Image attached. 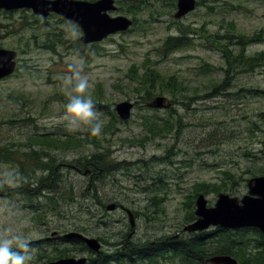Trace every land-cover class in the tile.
<instances>
[{
	"label": "rangeland",
	"instance_id": "rangeland-1",
	"mask_svg": "<svg viewBox=\"0 0 264 264\" xmlns=\"http://www.w3.org/2000/svg\"><path fill=\"white\" fill-rule=\"evenodd\" d=\"M164 1L148 4L127 31L84 46L78 42L82 35L80 28L58 15L41 21V27L44 23L53 27L66 44H48L46 39H41L42 31H39V48L29 47V37L36 32L25 28L26 24L21 31L1 37L6 32L2 24L7 21L0 17V46L17 50L18 37H26V46L18 50L17 70L0 79V120L3 121L0 145L20 141L35 133L58 134L64 138L62 140L71 135L84 139L78 147L49 149L50 154L58 156L57 163L61 164L62 186L74 190L77 202H63L58 213L50 210L47 215L37 217L30 208L32 202L36 203V197L28 201L16 191L11 190L8 196L0 193V226L27 220L31 225L27 230L31 242L39 241L38 247L31 245L32 264L58 259L55 258L58 254H53L57 248L89 257V252L76 251L80 244L63 242L57 237L71 230L106 238L102 249L107 254L116 248L112 242L121 243L126 239L143 244L140 249L146 245L145 241L165 248L172 236L189 237L203 232L184 230L197 218L194 213L196 218L189 219L191 199L194 200V212L196 197L203 193H196L198 183L221 185L220 192L210 189L209 193H204L209 206H213L221 192L241 198L248 192L249 179L262 175H253V171L264 168V66L254 70L238 67L228 83L214 91L210 81H222L228 66L221 52L207 44L201 28L224 34L228 28L226 22L232 20L240 32L251 35L261 31L262 40L248 44L245 51L262 52L264 0H200V6L181 18L175 17L177 7L168 10ZM117 5L120 4L117 2ZM150 9H162L165 13L151 14ZM118 14L133 19L131 14L120 9L111 12L113 16ZM28 20L29 17L26 23ZM181 33L191 38L190 45L166 51L163 45L168 37ZM80 49L84 50L81 52ZM234 49L240 50L235 46ZM73 60L85 63L90 93L98 116L104 122L102 135L98 137L88 131L69 133L60 119L67 103L60 77L70 74L68 64ZM205 62L215 69L203 73L201 66ZM148 68L156 69L166 79L175 76L178 84L186 86L188 95L183 100L189 105L172 101V94L165 89L146 101L147 93L139 76ZM224 88L226 90H222ZM249 89L263 92L254 93ZM157 96L165 97L164 107L154 106ZM124 100L135 102L131 118L125 121L116 111V105ZM158 117L168 119L173 128L154 135L144 123ZM34 148L38 150L39 147ZM100 151L106 153L110 162H121L111 172H103L93 183L97 185L96 193L101 203L93 199V195L84 197L91 182L90 175L83 173V167L81 171L72 167L76 164L74 160ZM17 174L13 163H3L0 184L16 189L19 186ZM37 187V182L30 184V193ZM109 203H120L131 209L135 213L136 226L131 228L123 208L109 211L106 208ZM80 204L90 205L96 217L81 210ZM97 218L101 220L95 221ZM54 231H57L56 235H53ZM137 254H133L134 259L125 258L110 264H177L167 259L157 263L141 260ZM103 262L99 258L96 264Z\"/></svg>",
	"mask_w": 264,
	"mask_h": 264
},
{
	"label": "trees",
	"instance_id": "trees-1",
	"mask_svg": "<svg viewBox=\"0 0 264 264\" xmlns=\"http://www.w3.org/2000/svg\"><path fill=\"white\" fill-rule=\"evenodd\" d=\"M120 5L117 9L125 11L133 16V20L145 11V7L153 5L154 3H162L164 0H116ZM177 0H165L164 7L168 6V10H171L176 6ZM201 1H197V6L201 5ZM213 8V7H211ZM167 10V11H168ZM151 14L165 13L162 9H150ZM62 19V18H61ZM46 19L43 18L42 21ZM135 23V22H134ZM75 24V23H74ZM226 24L228 28L226 32H210L201 28L203 37H205L207 44L215 46L226 60L227 66L225 77L222 81H210L211 88L216 89L221 86H225L228 83L229 77L232 72H236L238 67H246L254 70L256 67L264 66V51L258 53H246L245 49L248 44L256 41L262 40V32H254L251 35L244 32L238 31V28L234 21H227ZM77 27L78 25L75 24ZM47 24H42L40 26V31H42L41 39H46L48 44H58L65 45L66 43L62 39L61 34H57L53 27H48ZM25 28L32 29L36 32L33 26L26 23ZM79 29V27H78ZM55 32V33H53ZM234 38H238L234 41ZM190 37L186 34H180L178 36H170L164 42V49L166 51H173L178 48L186 47L190 45ZM80 46L84 44L80 43ZM236 45H240L237 47ZM240 49L236 52L234 49ZM84 49H80L82 52ZM201 69L203 73L212 72L215 67L205 62ZM139 78L143 79L144 89L147 93L145 96L146 101H150L157 94H161L164 89L165 91L172 94V101L175 100L183 105H189V102H185L183 99L187 97L186 86L178 84L175 76H170L166 79L163 75L156 71V69L148 68L143 75ZM226 90V88L222 89ZM250 92L259 93L261 90L249 89ZM263 92V91H261ZM159 118V117H158ZM164 120V122H161ZM3 121L0 120V125ZM146 128L150 130L154 135L163 132H168L173 128V124L164 118H159L157 120L151 119L146 120L144 123ZM69 135V134H68ZM66 135V137L68 136ZM61 135L49 134V133H35L24 136L20 141H7L0 145V166L3 163H13L18 172L17 179L19 181V186L16 189L6 187L0 184V193L4 195H10L12 191L22 193L25 198L30 201L32 197H36L37 201L32 202L30 208L38 215L37 217H43L48 214V211L53 210L55 213L59 212L62 203L66 204L77 202L74 190L72 188H67L62 186L63 175L59 170L60 163H57V155L50 154L49 149L54 148H65L66 146L78 147L80 141L84 139L77 138L74 135L69 136L65 140ZM38 150H35L34 147ZM76 169L81 167L86 171L90 168V178L91 182L88 183L87 189L84 192V197L93 195V199L99 200L101 203L100 196L96 193L97 185L93 184L101 177L103 172H111L116 169L121 162L113 163L108 160L106 153L103 151L94 152L90 155H84L81 158L74 160ZM40 171V174L37 172ZM264 174V168H259L253 171V175ZM234 179V175L231 176ZM95 179V180H94ZM38 183L36 191L30 193L29 185ZM64 187V188H63ZM210 189L220 192L222 190L221 185L217 183L209 184L207 182H201L196 185V193L203 192L209 193ZM12 190V191H11ZM1 195V194H0ZM194 200L191 199L190 207V218H196L194 212H192ZM81 210H84L86 214L90 217H96V214L92 211L90 205L84 206L80 204ZM104 217V216H100ZM101 218H97L95 221H100ZM78 227V226H75ZM77 229V228H75ZM79 230V229H78ZM63 242H67L68 239L63 235L60 237ZM102 241H106L104 237H98ZM71 244H80L78 250L81 254L89 252V262L87 264H96L100 259H103V264H110L113 262L123 261L125 258L134 259L133 254H137L141 260H148L153 263L159 262L161 259H167L175 261L177 264H210L207 259L211 255L215 254H231L238 258L241 264H264V234L258 228L249 227L242 229H224L221 227H216L213 230L206 232H197L189 237H170L168 238L169 246L162 248L153 246L151 243H146L141 249V243H136L126 239L121 243H114L116 248L112 250L110 254L102 251L96 256H93L94 252L90 250L87 245L79 240L72 239ZM39 241L31 242V245L37 246ZM70 243V242H69ZM114 243V244H113ZM37 249V248H35ZM55 258L76 256L71 254L69 249H55ZM48 255V254H47ZM41 257V256H40ZM49 259H52L49 257Z\"/></svg>",
	"mask_w": 264,
	"mask_h": 264
},
{
	"label": "water",
	"instance_id": "water-1",
	"mask_svg": "<svg viewBox=\"0 0 264 264\" xmlns=\"http://www.w3.org/2000/svg\"><path fill=\"white\" fill-rule=\"evenodd\" d=\"M196 3L197 0H178L175 17L185 16L196 8ZM22 7L31 8L43 17L56 13L60 17L75 22L82 31L80 41L84 44L98 42L111 34L126 31L133 24V19L128 15H111V12L118 8L116 0H0V8ZM16 68L17 51L0 47V79L14 73ZM165 100L164 96H157L153 104L156 107H164ZM134 106L135 103L131 100L119 102L116 105L118 116L122 120L130 119ZM195 206L194 213L197 218L184 227L186 231H201L211 226L226 229L256 227L264 234V175L250 178L248 192L241 198L221 192L215 205L209 206L206 195L199 193ZM106 207L113 211L117 203H109ZM125 209L133 229L136 226L135 214L129 208ZM53 234H56V231ZM132 234L133 232L129 235ZM65 236L83 241L94 252L100 253L102 250V242L97 237H90L75 230L67 232ZM207 260L211 264H239L238 259L231 254H215ZM87 261V256H67L45 264H86Z\"/></svg>",
	"mask_w": 264,
	"mask_h": 264
},
{
	"label": "clouds",
	"instance_id": "clouds-1",
	"mask_svg": "<svg viewBox=\"0 0 264 264\" xmlns=\"http://www.w3.org/2000/svg\"><path fill=\"white\" fill-rule=\"evenodd\" d=\"M69 73L60 77L67 98L65 110L60 119L65 122L69 133L88 131L93 136L102 135L104 122L99 118L95 101L90 93V79L84 72L83 60L68 64ZM31 225L27 220L19 224L0 226V264H32L34 260Z\"/></svg>",
	"mask_w": 264,
	"mask_h": 264
},
{
	"label": "flooded vegetation",
	"instance_id": "flooded-vegetation-1",
	"mask_svg": "<svg viewBox=\"0 0 264 264\" xmlns=\"http://www.w3.org/2000/svg\"><path fill=\"white\" fill-rule=\"evenodd\" d=\"M55 15L57 14L51 13L47 17H43L42 15L35 13L31 8H26V7L13 8V9L0 8V17L5 18V20L7 21V23L2 24V28L6 32L1 37H7L8 34L13 31H18V32L21 31L26 24V18L29 17L30 20H28V25L33 26L36 29V33H34L31 37H29V42H30L29 47L39 48L40 44H39L38 39H40V34L38 32L40 31L41 21L43 18L46 19V18H49V16H55ZM25 38L26 37L24 35H21L20 37H18L19 48H16L17 49L16 50L17 51V66L19 62L18 50L20 49V47L26 46ZM31 42H32V45H31ZM78 170L81 171V168H79ZM59 236L63 237V235H58L57 237Z\"/></svg>",
	"mask_w": 264,
	"mask_h": 264
}]
</instances>
